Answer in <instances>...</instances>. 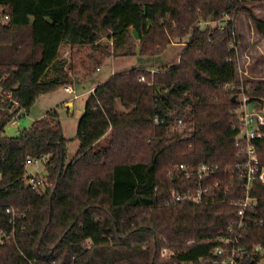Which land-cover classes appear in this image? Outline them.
<instances>
[{"label": "trees", "instance_id": "obj_1", "mask_svg": "<svg viewBox=\"0 0 264 264\" xmlns=\"http://www.w3.org/2000/svg\"><path fill=\"white\" fill-rule=\"evenodd\" d=\"M250 1L257 0H0V14L9 16L0 20V230L10 231L6 206L16 212L0 264H172L158 254L168 244L178 259L211 256L241 197L243 181L230 180L226 168L243 160L233 145L239 78L227 44L231 28L239 44L235 21L243 11L264 36ZM224 13L234 20L222 32L212 22ZM173 38L184 44L179 59L155 65ZM62 44L143 59L91 87L77 122L79 145L67 162L69 139L56 109L17 135L6 132L14 111H28L39 95L63 86ZM244 84L248 94L264 93V76ZM256 146L264 164V139ZM27 157L47 159L50 190L26 187ZM180 163L193 171L218 165L203 184L219 185L200 203L166 204L171 189L197 181L178 175ZM252 194L259 197L256 222L241 242L264 249V186L256 182ZM263 257L248 253L241 264Z\"/></svg>", "mask_w": 264, "mask_h": 264}, {"label": "built area", "instance_id": "obj_2", "mask_svg": "<svg viewBox=\"0 0 264 264\" xmlns=\"http://www.w3.org/2000/svg\"><path fill=\"white\" fill-rule=\"evenodd\" d=\"M7 14H0V20L5 22L8 20ZM234 17L228 13H224L223 16L212 22L216 24L220 31H227V25L233 22ZM203 25L204 23H200ZM230 39L228 41V48L231 50V54L227 57L229 62L235 64V71L239 78L238 92L234 96L237 102V108L234 111L236 122L232 124L235 135L233 139V145L236 149V154L243 157V160L236 163L233 166L228 165L226 168L229 170L230 180L233 177H237L242 180L241 184V197L233 201L235 206L234 217L229 220L224 232L220 233L214 239V245L210 250L211 256H200L196 260L178 259V249L172 245H163L159 248V256L161 258L171 260L172 264H241L245 255L251 254H264V249L261 245L256 244L251 249H248L242 244L244 233L249 227L250 221L256 222L253 217L256 213L259 197L252 194V190L255 187V183L259 182L264 186V164L257 153L256 142L264 139V93L263 94H248L247 91L250 88V84H244L246 77H251L248 71L241 64L240 46L235 38V29L229 30ZM140 79H143L140 77ZM225 88L235 87L232 83H226ZM64 90L68 93H72L73 97H76L74 90L70 86H64ZM251 102H257L258 108L249 110L248 105ZM155 123L164 122L158 116L154 117ZM183 121L178 118L175 122L176 126H181ZM7 126L15 127L16 119L12 118L8 121ZM20 131V130H19ZM18 131V132H19ZM45 163L47 159L44 157L32 158L27 157L25 159V166L27 168L23 179L27 188L35 192H46L53 187V181L47 176L33 173L28 170V167L37 163ZM219 167L215 164H202L200 167L193 171L188 165L180 163L175 167L178 175L189 178L191 174H195L197 181L193 187H188L183 190L171 189L166 197V204H175L179 202L188 203H200L204 200L209 190L219 185V181H215L213 184L204 185V181L209 179ZM173 176V175H172ZM264 202V200H263ZM5 212L8 214V224L10 231L0 230V243L5 238H9L14 232L16 226V212L10 207L6 206ZM192 240H187L186 244H191Z\"/></svg>", "mask_w": 264, "mask_h": 264}, {"label": "rangeland", "instance_id": "obj_3", "mask_svg": "<svg viewBox=\"0 0 264 264\" xmlns=\"http://www.w3.org/2000/svg\"><path fill=\"white\" fill-rule=\"evenodd\" d=\"M248 6L255 15L264 20V0L248 3ZM237 26L240 39L241 64L244 65L251 76L249 78H260L263 72V62L258 63L256 58L262 52L261 50L264 51V40L260 41V37L263 36L256 30L248 12L243 11L237 15ZM106 42V39L102 38L99 44L104 46ZM133 43L135 46L138 44L134 38ZM183 46L184 44L178 42V38H173L172 42L166 46L160 55L153 57V63L155 65H168L177 62ZM102 54L100 50H96L90 44L74 46L62 44L58 50L57 57L64 62L63 72L66 80L63 86L39 95L28 111L23 109L14 111L13 118L16 119V126H6V132L10 135H17L19 130L30 126L33 120L44 116L48 111L56 109L59 113L62 133L69 139L66 143L65 158L66 162L69 161L75 155L79 145L78 139L75 137L77 122L83 112L85 99L91 87L97 83L106 81L117 72L129 70L132 65L143 60L139 59L140 57L137 54L132 56H104V54L102 56ZM101 60L102 62L100 63ZM98 66L99 69L97 68ZM64 86L72 87L77 96L73 97L72 93L66 92ZM70 100L73 102L71 111L65 105ZM16 108L15 105L11 111L16 110ZM28 170L42 175L47 174V168L41 162L29 166ZM259 264H264V257L260 260Z\"/></svg>", "mask_w": 264, "mask_h": 264}, {"label": "crops", "instance_id": "obj_4", "mask_svg": "<svg viewBox=\"0 0 264 264\" xmlns=\"http://www.w3.org/2000/svg\"><path fill=\"white\" fill-rule=\"evenodd\" d=\"M258 1V0H257ZM253 2H255V1H250V2H248V3H253ZM248 5V4H247ZM255 6V5H254ZM235 26H236V30H237V32L239 31L238 30V26H237V17H236V21H235ZM260 41H263L264 40V36L263 37H260ZM68 45V44H67ZM239 45H240V43H239ZM241 51V50H240ZM262 52H260L259 54H258V56H257V58H256V60H257V62L258 63H261V62H263L262 63V65H263V72L261 73V76H264V51L263 50H261ZM70 98V97H69Z\"/></svg>", "mask_w": 264, "mask_h": 264}, {"label": "water", "instance_id": "obj_5", "mask_svg": "<svg viewBox=\"0 0 264 264\" xmlns=\"http://www.w3.org/2000/svg\"><path fill=\"white\" fill-rule=\"evenodd\" d=\"M132 69L135 68V65H132L131 67ZM232 101H235V97L233 96L232 97ZM67 108L71 111L72 108H73V102L70 100L68 101L66 104ZM259 107V104L257 102H251L249 105H248V109L249 110H252V109H255V108H258Z\"/></svg>", "mask_w": 264, "mask_h": 264}]
</instances>
